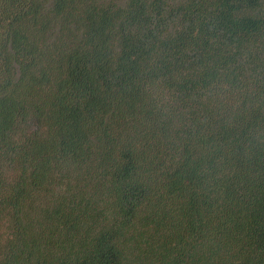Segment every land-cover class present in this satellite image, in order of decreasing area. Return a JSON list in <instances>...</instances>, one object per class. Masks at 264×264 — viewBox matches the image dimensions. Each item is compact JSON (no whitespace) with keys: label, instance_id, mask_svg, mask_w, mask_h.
Here are the masks:
<instances>
[{"label":"trees","instance_id":"1","mask_svg":"<svg viewBox=\"0 0 264 264\" xmlns=\"http://www.w3.org/2000/svg\"><path fill=\"white\" fill-rule=\"evenodd\" d=\"M0 264H264V0H0Z\"/></svg>","mask_w":264,"mask_h":264}]
</instances>
